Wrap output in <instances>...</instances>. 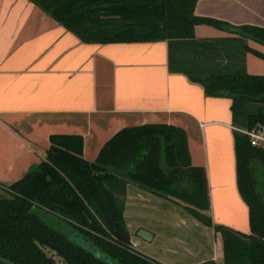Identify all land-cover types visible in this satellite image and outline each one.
Instances as JSON below:
<instances>
[{
  "label": "crops",
  "instance_id": "1",
  "mask_svg": "<svg viewBox=\"0 0 264 264\" xmlns=\"http://www.w3.org/2000/svg\"><path fill=\"white\" fill-rule=\"evenodd\" d=\"M193 12L224 23H195L185 40L197 42L177 40V57L198 62L204 73L264 74V42L240 29L264 28V0H196ZM169 52L165 38L87 42L33 0H0V188L7 191L40 165L53 134L79 135L81 155L93 163L123 128L172 125L185 134L190 166L205 172L202 212L213 225L249 234L232 99L207 94L201 81L172 69ZM107 184L123 204L132 247L144 257L155 264H224L223 236L177 198L117 179Z\"/></svg>",
  "mask_w": 264,
  "mask_h": 264
},
{
  "label": "trees",
  "instance_id": "2",
  "mask_svg": "<svg viewBox=\"0 0 264 264\" xmlns=\"http://www.w3.org/2000/svg\"><path fill=\"white\" fill-rule=\"evenodd\" d=\"M33 1L87 42L168 39L172 69L201 81L207 94L230 96L238 127L264 124V74L207 68L204 73L198 62L173 53L177 40L193 38L195 23H224L194 14L196 0ZM240 29L264 42V28ZM248 103L257 106L248 109ZM50 140L40 165L0 198V264H113L77 243L79 235L116 264H154L132 247L123 204L107 184L115 179L173 196L196 219L213 226L223 236L224 264H264V149L250 144L242 131L235 132L237 185L249 210V234L213 225L202 212L208 209L205 172L190 166L179 127L148 123L123 128L104 143L93 163L82 157L79 135L53 134ZM44 215L67 224L73 238Z\"/></svg>",
  "mask_w": 264,
  "mask_h": 264
},
{
  "label": "rangeland",
  "instance_id": "3",
  "mask_svg": "<svg viewBox=\"0 0 264 264\" xmlns=\"http://www.w3.org/2000/svg\"><path fill=\"white\" fill-rule=\"evenodd\" d=\"M257 106L256 103H249L248 104V108L249 109H254ZM8 196V192L5 191L4 189L0 188V198L6 197ZM42 218L52 224L55 228H57L58 230H61L63 232V234H66L70 239L73 238V236L71 235V229L70 227L65 224L63 221L57 219L56 217L50 216V215H44L42 216ZM77 243H79L80 245L84 246L85 248H87L88 250L92 251L93 253H95L97 256L101 257L102 259L111 262L113 264H116V261L112 260L108 255L100 252L99 250H97L94 246L90 245L86 240H84L80 235L78 237H76V239H74Z\"/></svg>",
  "mask_w": 264,
  "mask_h": 264
},
{
  "label": "built area",
  "instance_id": "4",
  "mask_svg": "<svg viewBox=\"0 0 264 264\" xmlns=\"http://www.w3.org/2000/svg\"><path fill=\"white\" fill-rule=\"evenodd\" d=\"M240 131L246 134L250 144L264 149V124L263 123H256L249 128H241Z\"/></svg>",
  "mask_w": 264,
  "mask_h": 264
},
{
  "label": "water",
  "instance_id": "5",
  "mask_svg": "<svg viewBox=\"0 0 264 264\" xmlns=\"http://www.w3.org/2000/svg\"><path fill=\"white\" fill-rule=\"evenodd\" d=\"M54 258H55V260H59V258H58V257H54ZM59 264H61V262H60Z\"/></svg>",
  "mask_w": 264,
  "mask_h": 264
}]
</instances>
